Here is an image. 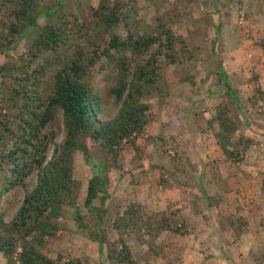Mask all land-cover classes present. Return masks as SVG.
Instances as JSON below:
<instances>
[{
  "label": "rangeland",
  "instance_id": "obj_1",
  "mask_svg": "<svg viewBox=\"0 0 264 264\" xmlns=\"http://www.w3.org/2000/svg\"><path fill=\"white\" fill-rule=\"evenodd\" d=\"M103 3L119 16L112 28L97 24L94 10ZM66 6L71 44L91 66L83 83L100 96L101 121L120 108L110 92L122 70L131 82L152 63L149 73L159 76L142 100L148 105L146 129L125 140L117 154L89 134L78 138L71 156L74 184L60 195L61 210L52 220L57 230L40 247L50 264H118L108 256L110 242L120 248L126 243L134 264H264V0H66ZM46 21L39 18L40 25ZM164 26L184 42L161 52L158 44L146 54L128 52L124 69L102 55L114 35H158ZM38 31L21 32L7 54L0 52V65L26 56ZM66 50L67 56L79 54ZM222 112L234 122L229 137L217 119ZM50 131L55 137L48 136L46 162L35 164L0 199L7 224L64 142L60 109L43 133ZM102 162L104 191L89 207V181ZM129 209L135 221L120 231L116 221ZM77 214L92 226H81ZM95 231L107 240L90 237ZM22 251L16 248V264H22ZM0 264H10L2 252Z\"/></svg>",
  "mask_w": 264,
  "mask_h": 264
},
{
  "label": "trees",
  "instance_id": "obj_2",
  "mask_svg": "<svg viewBox=\"0 0 264 264\" xmlns=\"http://www.w3.org/2000/svg\"><path fill=\"white\" fill-rule=\"evenodd\" d=\"M66 8V0H0L1 53H8L21 32L39 28L26 56L16 61L10 58L0 65V199L13 185L22 183L32 174L35 164L46 162L48 136L54 139L55 135L53 131L49 134L43 131L56 119L57 110L62 111L65 123L64 142L54 157L47 161L44 170L40 171L38 185L25 196L16 219L7 224L0 213V252L10 264H16L14 256L20 245L23 251L18 253V257L22 264L53 263L40 247L47 244L48 236L55 234L57 228L52 220L61 210L56 203L74 184L71 179V156L73 150L80 147V136L89 134L109 154H117L125 140H129L134 133L142 134L146 129L148 105L142 100L154 88L155 78L159 75L155 71L149 73L148 68L154 65L149 63V67L142 71L140 67L133 80L127 82L125 54L131 51L136 55L146 54L154 44H158L159 52L164 47L172 50L178 43L184 42L183 37L169 26H164L158 35H130L125 39L114 35L102 55L109 64L117 62L124 69L110 92L120 108L114 118L101 121L100 96L83 83L90 75L91 66L86 63V54L71 44V23L65 19ZM219 8L216 10L220 11ZM94 15L101 28H112L119 20L118 14L110 11L105 3L94 10ZM42 17L47 21L40 25L39 18ZM67 47L68 50L77 48L79 54L75 57L65 55ZM97 60L94 58V62ZM217 119L228 131L229 137L233 131V119L226 112L219 113ZM224 150L229 155L233 153L226 147ZM95 167L98 173L89 181L86 199L89 207L93 206L97 194L104 191L106 182L107 164L102 162L95 164ZM46 211L48 218L42 220L41 212ZM86 217L76 215L85 228L91 225L84 220ZM135 218V212L127 210L118 217L116 228L122 231L132 226ZM96 224L99 226L102 221L97 219ZM89 236L100 242L107 240L104 232L95 231ZM129 255L126 243L120 248L119 243L110 242L108 256L112 261L134 264Z\"/></svg>",
  "mask_w": 264,
  "mask_h": 264
}]
</instances>
